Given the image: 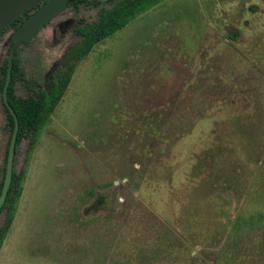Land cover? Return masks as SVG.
Instances as JSON below:
<instances>
[{
  "label": "rangeland",
  "instance_id": "obj_1",
  "mask_svg": "<svg viewBox=\"0 0 264 264\" xmlns=\"http://www.w3.org/2000/svg\"><path fill=\"white\" fill-rule=\"evenodd\" d=\"M113 5L67 7L19 46L15 94ZM14 32L0 35V187ZM39 133L16 146L0 264H264V0L161 1L77 62Z\"/></svg>",
  "mask_w": 264,
  "mask_h": 264
},
{
  "label": "trees",
  "instance_id": "obj_2",
  "mask_svg": "<svg viewBox=\"0 0 264 264\" xmlns=\"http://www.w3.org/2000/svg\"><path fill=\"white\" fill-rule=\"evenodd\" d=\"M95 0H68L66 7L79 8L82 5L93 4ZM114 2V5L110 8L101 7L98 18L94 22H89L84 17L80 18L75 26L74 32L78 37L77 43L71 47L60 64H58L49 74L45 77L42 83H38V90L34 94L28 96H17L15 94V83L18 78L19 65L15 58L13 66V77L9 89V98L12 109L17 115L19 121V134L17 138V145L22 141L24 137H30L32 139L31 151L33 146L39 138V131L42 128V124L51 115L61 100L75 68L77 62L82 60L93 48L94 44L102 41L109 35H112L116 31L122 29L136 17L143 14L147 10L151 9L156 4L163 0H108ZM40 5L28 11L20 17L13 27L15 31L18 30L24 23L25 19L30 13L36 11ZM13 43V35L11 37ZM11 43V46H12ZM10 46V48H11ZM10 52V50H9ZM8 57L5 60V64L2 68V74L4 75L1 83V89L7 79L8 73ZM4 102V101H3ZM5 105V104H4ZM7 110L10 130L13 133L15 128V118L13 113L5 106ZM9 150V148H8ZM8 156V152H7ZM7 163V161H6ZM6 174V166H5ZM4 174V179H5ZM19 181V177L13 172V179L8 192L7 199L2 207L5 209L10 202L11 209H14V203L21 196L22 187ZM4 184V180L1 183L0 194ZM13 221V215H11L1 233L0 236V249L1 243L8 232Z\"/></svg>",
  "mask_w": 264,
  "mask_h": 264
},
{
  "label": "water",
  "instance_id": "obj_3",
  "mask_svg": "<svg viewBox=\"0 0 264 264\" xmlns=\"http://www.w3.org/2000/svg\"><path fill=\"white\" fill-rule=\"evenodd\" d=\"M68 0H0V35L10 28L20 17L33 8H39L30 13L21 27L13 34V43L8 56V73L3 87V101L5 106L13 113L15 128L13 130L7 156L6 174L0 194V210L2 209L11 186L14 171L17 138L19 134V121L11 107L9 89L13 77L14 58L19 46L32 40L43 28L47 26L66 6Z\"/></svg>",
  "mask_w": 264,
  "mask_h": 264
},
{
  "label": "flooded vegetation",
  "instance_id": "obj_4",
  "mask_svg": "<svg viewBox=\"0 0 264 264\" xmlns=\"http://www.w3.org/2000/svg\"><path fill=\"white\" fill-rule=\"evenodd\" d=\"M65 8H67L66 6H65ZM64 11V10H63ZM48 25V24H47Z\"/></svg>",
  "mask_w": 264,
  "mask_h": 264
}]
</instances>
